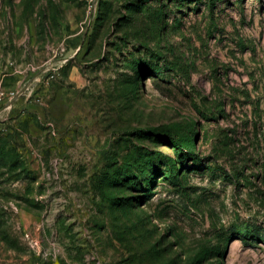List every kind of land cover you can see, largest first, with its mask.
<instances>
[{"label":"rangeland","instance_id":"obj_1","mask_svg":"<svg viewBox=\"0 0 264 264\" xmlns=\"http://www.w3.org/2000/svg\"><path fill=\"white\" fill-rule=\"evenodd\" d=\"M0 86V264H264V0H0Z\"/></svg>","mask_w":264,"mask_h":264},{"label":"built area","instance_id":"obj_2","mask_svg":"<svg viewBox=\"0 0 264 264\" xmlns=\"http://www.w3.org/2000/svg\"><path fill=\"white\" fill-rule=\"evenodd\" d=\"M12 96H19V93L14 95V92L6 93L2 87L0 86V104H3L5 102V99Z\"/></svg>","mask_w":264,"mask_h":264},{"label":"trees","instance_id":"obj_3","mask_svg":"<svg viewBox=\"0 0 264 264\" xmlns=\"http://www.w3.org/2000/svg\"><path fill=\"white\" fill-rule=\"evenodd\" d=\"M167 138H170L171 140H172V143L174 144V145H179V141L178 140H176V139H174V138H171L170 136H168ZM190 155H192V153L190 152L189 153ZM244 232H245V236L246 237H249V236H251L252 235V232L249 230V229H244Z\"/></svg>","mask_w":264,"mask_h":264},{"label":"crops","instance_id":"obj_4","mask_svg":"<svg viewBox=\"0 0 264 264\" xmlns=\"http://www.w3.org/2000/svg\"><path fill=\"white\" fill-rule=\"evenodd\" d=\"M2 106H3V105H2V104H0V113H1V108H2Z\"/></svg>","mask_w":264,"mask_h":264}]
</instances>
